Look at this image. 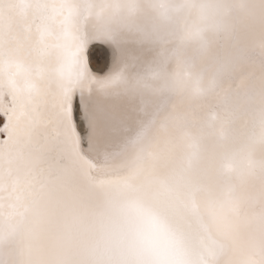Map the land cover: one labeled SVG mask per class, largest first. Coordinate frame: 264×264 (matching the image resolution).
<instances>
[{"label": "snow or ice", "instance_id": "snow-or-ice-1", "mask_svg": "<svg viewBox=\"0 0 264 264\" xmlns=\"http://www.w3.org/2000/svg\"><path fill=\"white\" fill-rule=\"evenodd\" d=\"M198 2L163 39L107 23L138 0H0V264H264V0ZM92 19L132 61L102 80Z\"/></svg>", "mask_w": 264, "mask_h": 264}, {"label": "bare ground", "instance_id": "bare-ground-1", "mask_svg": "<svg viewBox=\"0 0 264 264\" xmlns=\"http://www.w3.org/2000/svg\"><path fill=\"white\" fill-rule=\"evenodd\" d=\"M105 21L90 20V27L88 29V37L93 42H99L101 46H107L112 51L111 65L104 73L94 72L98 80L106 79L117 71H120L125 63H132L126 61L125 53L128 50V45L123 40H107L104 39L99 33L105 25ZM113 28H125L131 32L139 33H158L163 39H168L170 35L177 37L186 35L191 28L197 25H202L199 2L198 0H138V6L134 12L129 13L122 11L119 15L113 16L112 20L107 22ZM177 43L175 41L168 43L165 47H157L154 53L159 60L158 65H154L150 58L142 57L136 61L135 69H125L128 71H136L138 73H148L154 67H159L161 70L174 71L176 68L174 54L177 50ZM190 51V49H189ZM90 62L94 70L103 67L105 63L106 53L102 47L90 49L89 51ZM197 59L195 54L188 56V60L193 62ZM167 97L162 98L161 104L166 101ZM139 104L137 107L139 108ZM153 108H149V115L153 112ZM213 109L212 111H215ZM85 119L89 121V127L92 128V120L85 112ZM140 125H135L129 132L125 133L118 130L116 135L122 137L125 135H134L135 131ZM115 146V145H113Z\"/></svg>", "mask_w": 264, "mask_h": 264}]
</instances>
